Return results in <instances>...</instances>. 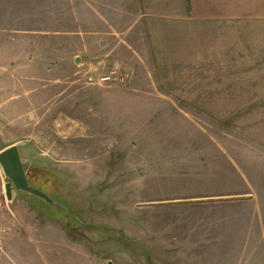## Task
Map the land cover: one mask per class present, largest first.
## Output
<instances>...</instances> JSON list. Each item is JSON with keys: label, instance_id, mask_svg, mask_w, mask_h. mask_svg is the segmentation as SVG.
<instances>
[{"label": "rangeland", "instance_id": "1", "mask_svg": "<svg viewBox=\"0 0 264 264\" xmlns=\"http://www.w3.org/2000/svg\"><path fill=\"white\" fill-rule=\"evenodd\" d=\"M188 2L205 46L191 35L152 63L85 48L80 60L40 61L41 83L61 73L72 102L52 110L26 104L51 89L26 73V29H68L83 11L0 0V147L19 139L28 184L60 203L11 191L0 264H264V147L247 138L246 111L215 109L216 2Z\"/></svg>", "mask_w": 264, "mask_h": 264}, {"label": "crops", "instance_id": "2", "mask_svg": "<svg viewBox=\"0 0 264 264\" xmlns=\"http://www.w3.org/2000/svg\"><path fill=\"white\" fill-rule=\"evenodd\" d=\"M188 1L71 0L72 7L83 11L74 18V26L63 30L54 25L50 31L46 28L26 29V73L34 69L32 72L36 75L32 80L39 79L41 83L46 73L38 70L44 63L40 61L62 63L69 59L80 60L85 49L87 54L98 56L101 61L120 59L152 63L158 60L159 54H162L160 57L163 60L169 53L172 55L173 51L169 52L168 46L175 37L189 40L191 35L196 38L202 35L196 47L205 46L208 41L203 36L204 32L190 33V30H206V25L191 23ZM222 1L225 3L217 4ZM215 2L212 45L216 78L215 109L246 111L247 125L252 127L247 138L264 147V0ZM160 47H163L162 50ZM188 55L193 56L194 53L189 52ZM53 77L51 82L40 84L41 89L51 88L49 95L45 97L36 90L33 97H26V104L36 107L47 102L50 103L48 109L52 110H62L63 106L72 104L69 99L66 101L60 97L65 91L59 85L62 74ZM28 78L26 76V85L32 81ZM56 85L59 89H52ZM64 124L63 121L59 124L55 122L54 126L59 125L55 130H62ZM19 141H8L2 147ZM257 204L264 205V199ZM33 226L38 229L37 225ZM55 231L56 235L63 236L62 231L56 228ZM65 235L68 240L79 241L68 233ZM68 246L73 248L74 245Z\"/></svg>", "mask_w": 264, "mask_h": 264}, {"label": "water", "instance_id": "3", "mask_svg": "<svg viewBox=\"0 0 264 264\" xmlns=\"http://www.w3.org/2000/svg\"><path fill=\"white\" fill-rule=\"evenodd\" d=\"M20 145V142H16L0 148V173L5 198L9 200L11 191L14 190L25 196L38 197L49 204L60 205L45 192L28 184L27 177H30V172L19 155L18 146Z\"/></svg>", "mask_w": 264, "mask_h": 264}, {"label": "built area", "instance_id": "4", "mask_svg": "<svg viewBox=\"0 0 264 264\" xmlns=\"http://www.w3.org/2000/svg\"><path fill=\"white\" fill-rule=\"evenodd\" d=\"M100 81H107L109 80V77L104 75L99 78ZM88 81H90V78H88ZM5 202V195H4V188H3V181L0 173V211L2 209V203ZM4 232V226L0 222V234Z\"/></svg>", "mask_w": 264, "mask_h": 264}, {"label": "flooded vegetation", "instance_id": "5", "mask_svg": "<svg viewBox=\"0 0 264 264\" xmlns=\"http://www.w3.org/2000/svg\"><path fill=\"white\" fill-rule=\"evenodd\" d=\"M30 178L32 179V178H34V179H36L34 176H30ZM31 186H33L32 184H30ZM78 237H83V236H78ZM77 239V238H76ZM82 242V241H81Z\"/></svg>", "mask_w": 264, "mask_h": 264}, {"label": "trees", "instance_id": "6", "mask_svg": "<svg viewBox=\"0 0 264 264\" xmlns=\"http://www.w3.org/2000/svg\"><path fill=\"white\" fill-rule=\"evenodd\" d=\"M33 179V178H32ZM37 181H38V183H39V180L37 179ZM38 199H40V198H38ZM40 200H42V199H40ZM43 201V200H42Z\"/></svg>", "mask_w": 264, "mask_h": 264}]
</instances>
